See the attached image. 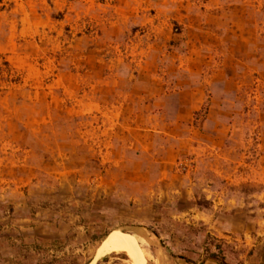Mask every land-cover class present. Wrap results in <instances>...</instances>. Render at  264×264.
Instances as JSON below:
<instances>
[{
  "label": "rangeland",
  "instance_id": "374dc122",
  "mask_svg": "<svg viewBox=\"0 0 264 264\" xmlns=\"http://www.w3.org/2000/svg\"><path fill=\"white\" fill-rule=\"evenodd\" d=\"M37 15L0 53V264H31L36 235L68 248L49 264L248 262L264 0H45Z\"/></svg>",
  "mask_w": 264,
  "mask_h": 264
},
{
  "label": "crops",
  "instance_id": "0c3cea01",
  "mask_svg": "<svg viewBox=\"0 0 264 264\" xmlns=\"http://www.w3.org/2000/svg\"><path fill=\"white\" fill-rule=\"evenodd\" d=\"M45 0H0V53H5L10 50L14 43V38H21L25 36L28 32L35 30V27L38 23L31 22V18L36 20L38 9L41 7V4ZM29 18V23H28ZM20 24V27L18 25ZM43 225L50 224L46 221H35ZM38 223L36 225H38ZM75 223V224H74ZM260 226H258L256 232L255 244H252L255 247L254 253L249 258L248 262H238L237 264H264V219L261 220ZM63 227H67L65 232L72 229L73 231L78 228H81L80 225H77L76 222L72 223H63L59 224ZM117 237V236H116ZM116 237H113L115 240ZM55 237H45L36 235L35 238H32L34 243V249L32 250V260L31 264H49L45 262L44 256L49 255V253H56L59 256H67L68 248H62L59 250L48 249L45 251L44 247L46 242L52 241ZM41 245V246H40ZM38 246V247H37ZM46 246H49L46 244ZM77 249H74L76 251ZM74 253V252H72ZM96 256L99 254L98 248L96 250ZM20 252L18 253V262L21 263ZM22 257V256H21ZM225 262L227 264H236L233 260L232 255L225 254ZM34 261V262H33ZM203 264H217L216 260L209 259L204 261Z\"/></svg>",
  "mask_w": 264,
  "mask_h": 264
},
{
  "label": "bare ground",
  "instance_id": "6f19581e",
  "mask_svg": "<svg viewBox=\"0 0 264 264\" xmlns=\"http://www.w3.org/2000/svg\"><path fill=\"white\" fill-rule=\"evenodd\" d=\"M111 251L117 253V249H112ZM126 252H127V250H126ZM127 255H128L130 264H139L137 259H136V257L134 256V254L131 251L128 250V254ZM139 262H141V261H139ZM141 264H142V262H141Z\"/></svg>",
  "mask_w": 264,
  "mask_h": 264
},
{
  "label": "trees",
  "instance_id": "16d2710c",
  "mask_svg": "<svg viewBox=\"0 0 264 264\" xmlns=\"http://www.w3.org/2000/svg\"><path fill=\"white\" fill-rule=\"evenodd\" d=\"M210 257L215 258L218 262H220L219 264H226V262H224L222 259H219L216 254H210Z\"/></svg>",
  "mask_w": 264,
  "mask_h": 264
}]
</instances>
